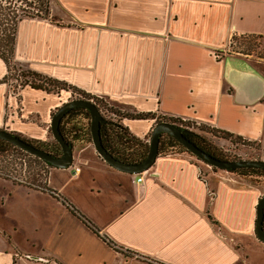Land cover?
<instances>
[{"label": "crops", "instance_id": "0c3cea01", "mask_svg": "<svg viewBox=\"0 0 264 264\" xmlns=\"http://www.w3.org/2000/svg\"><path fill=\"white\" fill-rule=\"evenodd\" d=\"M50 11L19 22L13 70L148 115L121 119L148 144L157 123L179 119L264 145V57L231 45L264 40V0H51ZM10 73L0 58V129L53 145L70 91L17 89ZM73 153L68 169L38 162L43 183L0 172V264H264L263 186L183 150L141 174L93 144Z\"/></svg>", "mask_w": 264, "mask_h": 264}, {"label": "trees", "instance_id": "16d2710c", "mask_svg": "<svg viewBox=\"0 0 264 264\" xmlns=\"http://www.w3.org/2000/svg\"><path fill=\"white\" fill-rule=\"evenodd\" d=\"M50 6L51 0H0V58L6 63L8 72L13 70L12 61L15 50L17 26L19 22L25 18L49 17L51 12ZM20 76L23 78V87H31L48 92H60L62 90L72 91L77 95V98L92 101L101 110L106 120V122L101 125V138L103 146L116 159L129 164H140L147 157L149 153V144L132 135L128 128L121 123V119H145L148 115L122 114L119 110L108 107L103 101L88 93L36 73L21 71ZM5 80H8V78ZM161 122H170L185 127L189 126L188 122H184L179 119H163ZM204 128H206V126ZM212 130L225 135V139L234 137V135L228 132L218 131L215 129ZM60 131L67 143L71 144L73 147L76 145L93 144L91 135V115L86 109L77 108L68 112L61 121ZM187 137L207 154L217 159L227 160L220 153H218V149L215 144L212 141H209L206 137L195 131H191V134ZM237 138L242 139L241 137ZM27 142L55 156L62 155V149L57 142L51 146L49 144H42L39 142ZM182 150L194 157L201 164L208 165L188 152L171 136H162L159 147V156L177 155ZM12 154H19L21 156L34 158L16 148L14 145L0 139V163H2L1 160H4V158ZM34 159L37 162L43 163L38 158ZM210 167L213 170L224 171L212 166ZM2 170L3 169H0V172H3ZM227 172L239 178L251 180L257 185L264 187V169H236Z\"/></svg>", "mask_w": 264, "mask_h": 264}, {"label": "water", "instance_id": "95a60500", "mask_svg": "<svg viewBox=\"0 0 264 264\" xmlns=\"http://www.w3.org/2000/svg\"><path fill=\"white\" fill-rule=\"evenodd\" d=\"M83 108L91 115V135L93 145L98 154L112 168L129 174H141L150 170L159 157V147L163 135H169L180 143L188 152L200 161L217 169L232 171L236 169H264V161L258 160H221L217 159L191 142L188 135L191 130L185 126L170 122H160L154 127L149 141V153L140 164H129L116 159L103 146L101 138V125L106 122L101 110L92 102L84 99H74L61 106L54 114L51 122V132L62 149V155L55 156L41 148H38L14 133L0 129V139L6 141L23 152L38 158L45 164L58 169L72 167L74 161L73 146L64 139L60 131V124L64 116L73 109ZM256 235L264 243V196L260 199L257 207Z\"/></svg>", "mask_w": 264, "mask_h": 264}, {"label": "rangeland", "instance_id": "374dc122", "mask_svg": "<svg viewBox=\"0 0 264 264\" xmlns=\"http://www.w3.org/2000/svg\"><path fill=\"white\" fill-rule=\"evenodd\" d=\"M232 47V49L236 51L254 53L257 56L264 57V40H259L258 38L237 37L235 40L233 39ZM20 75L21 72L17 69L11 71L9 74L11 81L17 86H19L23 80ZM204 127L205 126L189 123L187 128H190L191 131H195L206 137L209 141H212L217 147L218 153H220L227 160L264 161L263 144L249 142L244 139H238L236 136L225 139V135L217 133L211 128L209 129ZM222 140L227 142L224 145H221ZM21 159H24V157L19 154H12L4 158V160H1L2 163H0V169H3V173H7L9 178L16 182H32L33 184L43 183L45 181L46 174L42 171V168L38 162L33 158H25L27 162L23 163V160Z\"/></svg>", "mask_w": 264, "mask_h": 264}, {"label": "built area", "instance_id": "2783aa9c", "mask_svg": "<svg viewBox=\"0 0 264 264\" xmlns=\"http://www.w3.org/2000/svg\"><path fill=\"white\" fill-rule=\"evenodd\" d=\"M234 39V38H233ZM233 39H232V41H231V45L233 44ZM18 81V80H17ZM15 85V84H14ZM16 86V88L17 89H23V88H25V87H23V83L21 82L20 83V85L19 86H17V85H15ZM70 93H71V98H72V100H74V99H76L77 98V95L76 94H74L72 91H70ZM73 95H74V97H73ZM71 101V100H70ZM69 102V101H68ZM143 181V177L141 176L139 179H138V182H142Z\"/></svg>", "mask_w": 264, "mask_h": 264}]
</instances>
